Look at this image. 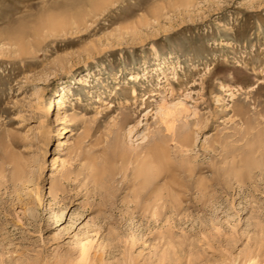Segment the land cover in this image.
Listing matches in <instances>:
<instances>
[{"label":"rangeland","instance_id":"rangeland-1","mask_svg":"<svg viewBox=\"0 0 264 264\" xmlns=\"http://www.w3.org/2000/svg\"><path fill=\"white\" fill-rule=\"evenodd\" d=\"M0 264H264V0H0Z\"/></svg>","mask_w":264,"mask_h":264},{"label":"bare ground","instance_id":"bare-ground-1","mask_svg":"<svg viewBox=\"0 0 264 264\" xmlns=\"http://www.w3.org/2000/svg\"><path fill=\"white\" fill-rule=\"evenodd\" d=\"M50 24V23H49ZM162 109V112L166 113V108L165 107H161ZM166 109V110H165ZM125 120V121H124ZM126 120L127 119H123L122 121H124L126 123ZM122 125L125 124L123 122H121ZM183 129V128H182ZM181 129V130H182ZM180 131V130H179ZM177 133V132H176ZM177 137V135H176ZM175 137V138H176ZM173 139V140H178L176 142V144L181 148V149H185V150H189L190 149V146L192 145V135L190 133L189 130H185L184 132H180V134L178 135V139ZM156 145H152V147L148 148V152L146 154V157H145V160L148 161V160H151L152 162H165L166 160L169 162V159L167 158L168 157V152L166 150H164V148L162 147V145H160V143H155ZM176 148V147H175ZM179 149V148H178ZM180 151V150H179ZM182 151V150H181ZM161 162V163H162ZM144 164H147V163H144ZM163 164V163H162ZM161 164V166H163ZM167 165V164H166ZM170 166V165H169ZM186 166V165H185ZM164 168V167H162ZM185 169V168H184ZM163 171H159L157 172V174L154 175L153 179L154 180H157L159 179L163 173H164V170L165 171H170V169L167 167V169H162ZM189 171V173H193V167H189L187 165V169L186 171ZM142 177V176H141ZM150 178L149 175H146L144 177V181H145V185H148L149 182H150Z\"/></svg>","mask_w":264,"mask_h":264}]
</instances>
